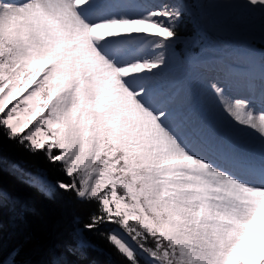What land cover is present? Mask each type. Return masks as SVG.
<instances>
[{"label":"snow or ice","instance_id":"snow-or-ice-1","mask_svg":"<svg viewBox=\"0 0 264 264\" xmlns=\"http://www.w3.org/2000/svg\"><path fill=\"white\" fill-rule=\"evenodd\" d=\"M217 6L264 14V0ZM184 13L176 0H0V166L6 144L42 157L63 178L27 183L88 210L45 264H90L85 233L118 264H264V59L259 77L228 65L206 78L216 126L165 77ZM10 202L0 187V264L19 254L3 248Z\"/></svg>","mask_w":264,"mask_h":264},{"label":"trees","instance_id":"trees-1","mask_svg":"<svg viewBox=\"0 0 264 264\" xmlns=\"http://www.w3.org/2000/svg\"><path fill=\"white\" fill-rule=\"evenodd\" d=\"M194 31L186 18L179 26L178 35L190 36ZM13 165L25 171H42L54 183L63 177L42 157L31 156L10 144L5 145L3 164L0 166V187L14 198V202L9 203L5 216L4 253L7 255L15 249L19 253L16 264H45L57 253H63L73 231L86 222L88 210L70 198H45L35 187L24 182L23 174L13 170ZM85 239L91 245L87 252L90 264H118V258L103 238L85 233Z\"/></svg>","mask_w":264,"mask_h":264},{"label":"rangeland","instance_id":"rangeland-1","mask_svg":"<svg viewBox=\"0 0 264 264\" xmlns=\"http://www.w3.org/2000/svg\"><path fill=\"white\" fill-rule=\"evenodd\" d=\"M185 1L186 0H176L177 3L185 5V13L183 17H187V19H189L188 23H190L194 27L196 32L193 36L179 38L178 40H176V42L181 41L183 45L182 47L183 57L181 59L177 57V52L174 48L175 44L168 50L166 55L168 56V59L171 61L169 62L168 71H166L165 77L166 79L168 78L167 80L170 83H173L178 87L183 86L187 90H190L189 91L190 92L189 99L191 98V100H189L190 103L192 101V97H191L192 93L193 94L195 93L194 89L196 87L198 88V83L195 85V88H193L194 86H192L193 83L190 85L187 84V81H190L189 74H192L191 71H193L196 68L194 67V62H190V61L187 62L186 59L184 58L185 57L195 58V56L198 54L207 55L208 57H214V56L216 57V55H219L222 57L223 60L228 62L229 65H237L239 67L238 71H240V68H242V71L244 72L251 65L254 66L253 62L251 64L250 62H248V59L252 61L256 57L254 61L258 63L259 62L258 60L260 58V56L258 57V55L264 56V41L261 40V35L262 33H264V23L259 24V26L261 27L257 30L242 32L243 36L245 37H233L234 39H228L226 37H218L217 35L210 32V30L214 31V30L222 29L220 16H219V10H220L219 6L214 5V9H212L211 13L207 14V16H204L202 12H203V8H205L206 6L205 4L207 0H189V2L187 0L188 5L185 4ZM208 5L209 8L207 10L211 8L210 0ZM220 43L221 44L224 43L227 45L219 46ZM259 47L261 48V52H257V48ZM223 49L228 51V53L220 54V50ZM199 51L201 52L199 53ZM242 53L244 55L249 54L250 55L249 58L245 61H237L236 58L239 59L240 56L242 57ZM221 63L223 62L221 61ZM257 65L255 66L256 68L254 74L255 76L256 75L259 76L262 71L260 68L261 63H258ZM211 67L223 71V68L221 69L219 66H211ZM197 72H199V70H197ZM204 73L205 72H202L200 70L199 75ZM188 86L191 88L188 89L189 88ZM257 105L258 104H256V106ZM219 122L221 123L220 119ZM14 168L21 171L24 174V178L26 181L34 179L37 181V183L40 182L54 183L48 180V178L45 176L44 172L42 171L35 170L30 172L24 170L23 172L21 168L18 166H14Z\"/></svg>","mask_w":264,"mask_h":264},{"label":"bare ground","instance_id":"bare-ground-1","mask_svg":"<svg viewBox=\"0 0 264 264\" xmlns=\"http://www.w3.org/2000/svg\"><path fill=\"white\" fill-rule=\"evenodd\" d=\"M189 2V0H188ZM187 0L185 1V4L188 5ZM211 2V8L209 10H207L209 8V0H207L206 2V6L205 8H203V15L207 16V14H210L212 9H214V5H218L220 3H227L229 2V0H210ZM236 2H239V0H236ZM219 10V16H220V22L222 25V29L221 30H214L211 31L213 34L217 35L218 37H226L228 39H234L233 37H245L243 36L242 32L245 31H254L259 29L261 26H259V24L264 23V14H261L259 11L256 12H251L248 11L246 9H242L239 7H220ZM220 45H227L224 43H220ZM228 51L226 50H220V54H227ZM238 55V54H237ZM219 56V55H216ZM249 54L244 55L242 53V57L240 56L239 59L236 58L237 61H245L249 58ZM262 59L264 56H260ZM255 59H253L252 61L248 59V62H250V64L253 62V65H251V67H249L246 72L248 74H255L256 68L255 66L258 63H261L260 61H262L261 59H259L258 63H256V61H254ZM171 60H169L170 62ZM196 69H194L192 72V74H189V80L187 81V84H192V86H194L193 88H195V85L198 83V88L196 87L194 89L195 93L193 94L192 92V101L190 102L191 105H193L194 107H197L199 111L203 112L204 114H206L208 116V118L214 122V124L216 126H220V108L218 106H215L213 104H211L208 100V98L204 95V87H205V80L208 76L210 75H214L213 73L210 72H214L213 70H216L215 74H219L220 71L219 69L213 68L211 66H219L221 69L225 68L223 66V63L219 62L217 63V61L215 62V60L213 61H207V62H201L200 64H196L195 65ZM258 66V65H257ZM197 70H200L204 73L205 75L200 77L201 74L199 75V72H197ZM211 70V71H209ZM168 71V69L166 70ZM194 72V73H193ZM209 73V74H208ZM192 75V76H191ZM168 79V78H167ZM175 79V78H174ZM173 79V80H174ZM172 82V80H171ZM173 84V83H172ZM179 85V84H178ZM186 86V85H185ZM189 87V86H188ZM187 87V88H188ZM191 87H189L188 89H190ZM192 90V89H191ZM190 90H188L189 92ZM190 93V92H189ZM244 91L242 86H240L239 81H237V87L235 89H233L232 91H230L229 95L230 97H239L240 95H243ZM190 96V95H189ZM191 100V98L189 99ZM255 101H258L260 103V99H259V94L256 95L255 97Z\"/></svg>","mask_w":264,"mask_h":264}]
</instances>
